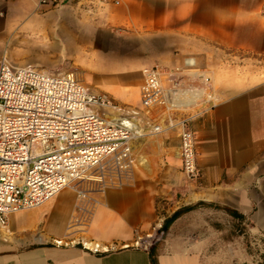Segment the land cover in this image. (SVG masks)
<instances>
[{"label": "crops", "instance_id": "crops-1", "mask_svg": "<svg viewBox=\"0 0 264 264\" xmlns=\"http://www.w3.org/2000/svg\"><path fill=\"white\" fill-rule=\"evenodd\" d=\"M54 1L0 0V30L42 28L51 37L47 46L56 49L44 50L64 54L81 47L86 29L95 37L123 30L135 44L128 51L138 54L115 55L95 38L99 48L87 49L75 65L94 83L90 92L138 108L141 71L159 65L163 87L179 83L187 106L145 115L162 131L134 139L127 181L93 198L83 236L107 252L92 253L77 241L54 244L68 236L76 204L66 188L7 217L0 264H264V0ZM54 17L67 24L60 30L43 24ZM214 68H227L225 77L214 79ZM182 119L196 135L197 182L181 170L176 123ZM159 219L169 221L160 242L147 250L122 246Z\"/></svg>", "mask_w": 264, "mask_h": 264}, {"label": "built area", "instance_id": "built-area-1", "mask_svg": "<svg viewBox=\"0 0 264 264\" xmlns=\"http://www.w3.org/2000/svg\"><path fill=\"white\" fill-rule=\"evenodd\" d=\"M118 6L121 0H97ZM54 0H39L47 6ZM264 27V5L259 11ZM140 105L126 108L105 94H94L73 72L51 74L42 69L0 61V228L10 214L39 207L63 189L76 192V204L65 239L56 246L78 242L92 253L109 247L85 239L93 199L74 188L96 181L105 187L124 184L133 168L132 141L149 130L158 134V123L143 117L162 109L170 114L184 109L185 91L177 82L162 85L163 72L156 66L141 71ZM209 79L206 78L205 81ZM111 113L116 116L111 117ZM182 119L179 131L181 170L188 182H197L196 135ZM78 233L82 238H70ZM165 235L163 220L137 235L131 245L147 250Z\"/></svg>", "mask_w": 264, "mask_h": 264}, {"label": "rangeland", "instance_id": "rangeland-1", "mask_svg": "<svg viewBox=\"0 0 264 264\" xmlns=\"http://www.w3.org/2000/svg\"><path fill=\"white\" fill-rule=\"evenodd\" d=\"M42 20L41 21L43 22V24L44 23L46 24L47 22L50 24L54 23L55 28L58 30L62 29L61 27H64V25L67 24V22H65L64 20L59 18L55 19V17L53 19L44 18ZM18 22L20 23V21ZM56 29L54 33H57ZM41 31L42 28L35 29L34 31L33 30L29 31V29H26L24 26L14 28L13 25H11L10 29H6L5 31L0 30V61L1 58L4 57L13 66H17V67L31 66L39 69L43 68L45 71L51 74L73 72L77 77V79L83 85H85L86 87L87 86L92 87L94 86V83H86L84 81L83 68H79L78 66L75 65H78L77 62L79 60H82L84 57H86L87 49L99 48V46H97L94 41L95 38L97 40L96 41L97 43L102 42L103 46L107 47V49L115 55L138 54L135 52L131 53L130 51H128L134 48L135 44L133 43V39L128 38L125 32L120 29H114L107 35L102 34V35H97L96 37L93 33L90 34L89 32L90 30L86 29L85 35L83 36V41H80L82 43L81 47L79 49L76 48L77 50L75 48L73 49V47L70 49L68 48L67 51L65 52L67 56L63 52L58 53L57 51L54 50L48 52L45 51L44 49L49 48V46H47L49 43L48 38L51 37L48 36L47 34L39 33ZM94 31L95 30H92V32ZM49 49H55V47L54 48L50 47ZM45 54L50 55L49 57H56V56L58 57L59 55V59H58L59 61L55 62L52 59L48 60ZM102 54L105 55V53ZM70 56L74 57L73 60H69ZM72 62H75L76 64H73ZM64 63L65 65H63ZM155 66L158 67L164 73V68H162L159 65H155ZM253 70H260V69H253ZM211 71L214 73L212 74L215 76L213 77L214 79H218V78L222 79V76L225 77L226 75L225 72L227 71V68H218V69L214 68ZM213 78H211V81L209 83L211 87H214V85L216 86V84L213 83L214 82ZM74 188L87 191L89 197L93 199L95 195L100 194V190L103 188V185L99 182L91 181V182L79 183ZM109 188L110 187H105V190ZM88 209H90V206L88 207Z\"/></svg>", "mask_w": 264, "mask_h": 264}, {"label": "trees", "instance_id": "trees-1", "mask_svg": "<svg viewBox=\"0 0 264 264\" xmlns=\"http://www.w3.org/2000/svg\"><path fill=\"white\" fill-rule=\"evenodd\" d=\"M176 215H178V213H176L174 216H176ZM168 222H169V221H165V222L163 223V228H164L165 225L168 224Z\"/></svg>", "mask_w": 264, "mask_h": 264}]
</instances>
